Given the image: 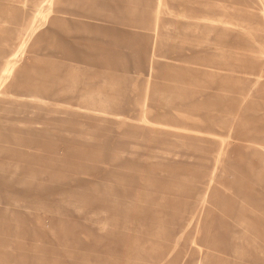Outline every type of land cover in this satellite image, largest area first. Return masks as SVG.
<instances>
[{
    "label": "rangeland",
    "instance_id": "1",
    "mask_svg": "<svg viewBox=\"0 0 264 264\" xmlns=\"http://www.w3.org/2000/svg\"><path fill=\"white\" fill-rule=\"evenodd\" d=\"M263 239L264 0H0V264Z\"/></svg>",
    "mask_w": 264,
    "mask_h": 264
},
{
    "label": "bare ground",
    "instance_id": "2",
    "mask_svg": "<svg viewBox=\"0 0 264 264\" xmlns=\"http://www.w3.org/2000/svg\"><path fill=\"white\" fill-rule=\"evenodd\" d=\"M17 51H18V49H17V50L15 49L14 53H16ZM3 104H4V103H3ZM1 105H2V103H1ZM214 105H215V104H214ZM5 106H6V105H5ZM2 107H3V105H2ZM20 107H22V108H23V107H24V105H23V106H20ZM212 107H213V106H212ZM213 108H214V107H213ZM7 109H8V107H7ZM8 110H9V109H8ZM6 111H7V110H6ZM105 120H106V119H105ZM135 198H137V197H135ZM142 202H143V201H142ZM246 232H247V231H246ZM263 240H264V239H263Z\"/></svg>",
    "mask_w": 264,
    "mask_h": 264
}]
</instances>
